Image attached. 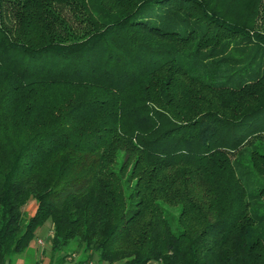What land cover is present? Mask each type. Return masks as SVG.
Instances as JSON below:
<instances>
[{
    "label": "trees",
    "instance_id": "16d2710c",
    "mask_svg": "<svg viewBox=\"0 0 264 264\" xmlns=\"http://www.w3.org/2000/svg\"><path fill=\"white\" fill-rule=\"evenodd\" d=\"M46 220L52 264H264V0H0V264Z\"/></svg>",
    "mask_w": 264,
    "mask_h": 264
},
{
    "label": "rangeland",
    "instance_id": "374dc122",
    "mask_svg": "<svg viewBox=\"0 0 264 264\" xmlns=\"http://www.w3.org/2000/svg\"><path fill=\"white\" fill-rule=\"evenodd\" d=\"M35 200L30 198L23 209V218L24 222L28 217L33 214L35 210ZM42 243H39V242ZM51 242H52V233H51V223L50 220H46L42 225H40L31 241L29 242L28 247L21 254L15 255L13 257L12 264H52L56 263L51 256ZM75 246L73 244L70 247L62 252L59 255L64 253L68 254L65 257L63 264H77L80 260L86 259L87 257L82 254L79 250L78 252L71 251ZM58 254V253H57ZM58 256V255H57ZM52 259V260H51ZM88 264V263H87ZM89 264H105L98 259L96 253L91 255ZM113 264H123V261H117Z\"/></svg>",
    "mask_w": 264,
    "mask_h": 264
},
{
    "label": "crops",
    "instance_id": "0c3cea01",
    "mask_svg": "<svg viewBox=\"0 0 264 264\" xmlns=\"http://www.w3.org/2000/svg\"><path fill=\"white\" fill-rule=\"evenodd\" d=\"M86 263H88V264H89V263H90V260H88Z\"/></svg>",
    "mask_w": 264,
    "mask_h": 264
},
{
    "label": "built area",
    "instance_id": "2783aa9c",
    "mask_svg": "<svg viewBox=\"0 0 264 264\" xmlns=\"http://www.w3.org/2000/svg\"><path fill=\"white\" fill-rule=\"evenodd\" d=\"M39 243H42L41 241Z\"/></svg>",
    "mask_w": 264,
    "mask_h": 264
}]
</instances>
